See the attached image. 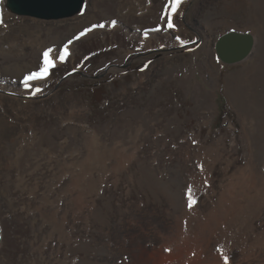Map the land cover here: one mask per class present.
<instances>
[{
	"label": "rangeland",
	"instance_id": "374dc122",
	"mask_svg": "<svg viewBox=\"0 0 264 264\" xmlns=\"http://www.w3.org/2000/svg\"><path fill=\"white\" fill-rule=\"evenodd\" d=\"M3 5L0 264H264V0ZM230 31L243 62L218 57Z\"/></svg>",
	"mask_w": 264,
	"mask_h": 264
},
{
	"label": "water",
	"instance_id": "95a60500",
	"mask_svg": "<svg viewBox=\"0 0 264 264\" xmlns=\"http://www.w3.org/2000/svg\"><path fill=\"white\" fill-rule=\"evenodd\" d=\"M85 3L86 0H6V7L19 17L61 21L79 15ZM254 46L252 34L230 31L218 40L216 51L223 63L235 64L246 60Z\"/></svg>",
	"mask_w": 264,
	"mask_h": 264
},
{
	"label": "snow or ice",
	"instance_id": "6c2138e0",
	"mask_svg": "<svg viewBox=\"0 0 264 264\" xmlns=\"http://www.w3.org/2000/svg\"><path fill=\"white\" fill-rule=\"evenodd\" d=\"M181 3H182V0H169V4H170V7H171L173 12L176 11L177 7ZM2 22L3 21L0 20V23H2ZM166 23H167V26L169 29L173 28V24L169 20H167V18H166ZM113 24H115V22H113ZM99 27H103V25H99ZM158 30L159 29H157V31ZM83 34L84 33H81V35H83ZM176 39L179 40V37H177ZM50 51L51 50H48V51H45L43 53V56H44L43 67H41L39 71H33L30 75L23 77V84H24L25 89H29L32 87V85H30V83H29L30 81H35V80L40 79V78H46L49 75L50 69L54 67L53 61L49 59V52ZM66 54H67V52H65V55ZM60 59L63 60V56H61ZM40 91H41V89L36 88L35 92H33L32 94L35 95L36 93H38ZM189 201H190L189 206L191 207L192 203H194L192 201L191 196H189ZM225 264H227V258H225Z\"/></svg>",
	"mask_w": 264,
	"mask_h": 264
},
{
	"label": "bare ground",
	"instance_id": "6f19581e",
	"mask_svg": "<svg viewBox=\"0 0 264 264\" xmlns=\"http://www.w3.org/2000/svg\"><path fill=\"white\" fill-rule=\"evenodd\" d=\"M1 1V3H2V5L5 3V0H0ZM184 2V0H182V3ZM181 3V4H182ZM180 4V5H181ZM180 5L177 7V9H179V7H180ZM3 7H4V5H3ZM2 7V8H3ZM4 9V8H3ZM163 9L165 10H167V12H166V14L167 13H170L171 14V16L172 15H174L175 13H176V11H177V9H176V11L175 12H173L172 11V9H171V7L169 6L168 8H166L165 6L163 7ZM165 13V12H164ZM163 18H164V16H163ZM85 22V21H84ZM84 22H81L80 23V25H82ZM4 28V27H3ZM143 41L147 44L148 42H150L151 40H150V38H149V36L147 35V34H145V36L143 37ZM14 42V41H13ZM68 50L70 51V52H72V46H69L68 47ZM69 56H71L72 54L71 53H69L68 54ZM60 56H63V57H65V51H64V53L63 54H61ZM24 76V75H23ZM93 144L95 145L96 144V141L93 139ZM197 176H199V177H203V175L202 174H198ZM238 177H240V176H238ZM235 181V180H234ZM232 185V184H231ZM242 187V186H241ZM231 189H235V185H233V187L231 188ZM237 190V189H236ZM241 191V190H240ZM245 192V191H244ZM240 193V192H239ZM228 195V194H227ZM236 196V195H235ZM235 196H232V197H235ZM230 199H231V197H230ZM240 199V198H239ZM233 200V199H232ZM223 201H225V199L223 200ZM227 201V200H226ZM220 209H223V208H220ZM237 215H235V217H236ZM239 220V219H238ZM235 221H237V220H235ZM256 236V235H255ZM255 236H254V238H255ZM256 239V238H255ZM216 260V259H215Z\"/></svg>",
	"mask_w": 264,
	"mask_h": 264
}]
</instances>
